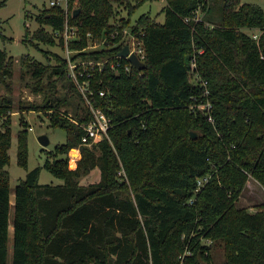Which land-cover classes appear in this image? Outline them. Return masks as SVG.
Returning <instances> with one entry per match:
<instances>
[{"label": "trees", "instance_id": "16d2710c", "mask_svg": "<svg viewBox=\"0 0 264 264\" xmlns=\"http://www.w3.org/2000/svg\"><path fill=\"white\" fill-rule=\"evenodd\" d=\"M147 1L153 0L44 5L34 31L26 14L27 45L58 41L65 47L68 26L76 30L68 41L73 60H107L101 68L89 66L90 76L80 80H88L93 105L111 121L108 136L83 143L82 125L94 114L67 76L68 59L44 49L48 63L22 55L36 90L45 76L64 78L81 101L74 114L61 111L68 96L51 93L45 104L32 105L49 113L51 126L65 129L67 139L54 159L19 181L12 207L13 100L0 96V264H213L212 247L219 245L226 251L219 264H264V203L255 212L238 206L250 178L264 188V8L244 0H166L164 21L150 13L133 20ZM127 26L146 64L130 72L119 56ZM246 29L260 33L254 37ZM90 41L101 45L88 49ZM194 57L206 85L191 78ZM119 60L123 64L112 67ZM13 64L14 56L0 48V84L8 88ZM207 100L214 121L191 107ZM25 128L17 145L23 167L29 157ZM72 147L81 149L75 168L68 162ZM43 168L61 182L41 183ZM94 170L99 180L82 183Z\"/></svg>", "mask_w": 264, "mask_h": 264}, {"label": "rangeland", "instance_id": "374dc122", "mask_svg": "<svg viewBox=\"0 0 264 264\" xmlns=\"http://www.w3.org/2000/svg\"><path fill=\"white\" fill-rule=\"evenodd\" d=\"M244 1L258 3L264 8V0ZM165 3L166 0H153L145 2L132 15L133 20L138 18L143 13H150L153 17H157L159 21H164L165 13L162 12V8L164 7ZM44 5L50 6L51 0H0V30L7 37L4 38L0 34V48H6L10 55L14 56L13 73L12 76L8 78L11 86L10 88H8L7 86H5V84H0V96H10L13 100V112L11 114L13 130L12 146L9 150L11 163L8 165V169L11 174L10 180L12 185V207L14 205L13 203L15 187L19 183V181L26 177L29 170L39 165H44L48 159H54V155H56L55 149L57 145L64 143L67 139V132L65 131V129L51 126L49 113L44 112V110L32 109V105L45 104L48 95L51 93L62 98L64 96H68L69 104L63 106L61 108V111H69V113L74 114L76 108L78 107V103H80L81 101L80 96L74 93L70 81L64 78L56 80V77L50 78L48 76H45L42 79V83L44 85L43 88L40 90H36V81L31 70L29 68L23 67L22 65L21 57L26 53H30L34 58L48 63V59L42 49L59 53L60 55H63L65 58H67L68 61L71 60L70 57L73 51L68 49L66 45L67 43L65 44V47H63L58 43V41L54 45L41 42L39 43V47H36L34 45H27L23 40L26 31V14L29 13V18L27 21L30 29L34 31L35 29L40 27V24L37 21L36 17L40 13V9ZM120 10L121 14H127L128 10L123 6L120 7ZM46 28L50 29V27ZM125 28L128 30L124 32L126 33L124 36L126 42H128L131 48H135L138 50L140 44H138L134 36L130 33V27L127 26ZM246 31L249 33L251 32L250 29H246ZM95 44L96 42L90 41V44L87 48L92 49V47H94L93 45ZM98 46L100 47V44H98ZM51 60V63H57L56 59L52 58ZM80 60L82 59H75L72 61ZM82 67L85 68L86 65H83ZM87 68L88 66L86 67V69ZM69 79H72L76 86L79 88L77 81L73 77ZM192 80L196 81L198 80V78L193 77ZM53 81L56 82V85L50 86ZM79 90L81 91L80 88ZM23 126L26 127L25 130L29 131V157L27 167L20 166L17 163L18 132L24 129ZM42 134L48 135L50 139L49 144L43 145L40 142L39 137ZM75 148H77V151L79 150V155L75 154L74 149L71 148L69 150L68 162L70 168H75L78 164V160L81 157V149L79 147ZM57 157H60V155ZM61 157L64 156L61 155ZM122 174L126 176L124 169L122 171ZM99 178V171L94 170L91 174L82 178V183L89 184L91 182L98 181ZM39 180L41 183L57 184L61 182V179L57 178L46 168L42 169ZM262 203H264V188L256 179L252 177L247 182L246 188L244 189L238 202V206L247 207L249 211L255 212L259 209ZM204 241L208 243V239H204ZM212 253L214 256L213 264H219L224 260L226 251L224 247L219 245L212 247Z\"/></svg>", "mask_w": 264, "mask_h": 264}, {"label": "built area", "instance_id": "2783aa9c", "mask_svg": "<svg viewBox=\"0 0 264 264\" xmlns=\"http://www.w3.org/2000/svg\"><path fill=\"white\" fill-rule=\"evenodd\" d=\"M51 4L52 5H63L66 9L68 8L67 7V0H52ZM126 31H128V30L125 28L124 32H126ZM130 33L132 34L131 28H130ZM75 34H76V30L74 28L70 29L67 26V28H66V30L64 32V35H65L66 43H67V44L66 43L65 44L67 45L69 50H71V49H70V47L68 45V41H69V39L74 37ZM125 34L126 33H124V36H125ZM132 35L134 36V38L136 39L138 44H140V47L138 48V50L135 49V48H131L130 45L128 44V42H126L125 37H124V41L130 47V52L137 53L138 56L140 57V59H142L144 61L145 51H144V49L141 46V42L134 34H132ZM253 36L257 37L258 35L254 34ZM97 43L100 44L99 42L96 41V44L93 45L94 47H92V49L99 47ZM96 45H97V47H96ZM71 51H73V53L76 52V50H71ZM202 51L203 50H200L199 52L201 53ZM122 58H126L128 60V57H122ZM70 59L71 60L69 61L68 75L70 77H73L77 81V83L79 85V88L83 92L84 97L87 100L88 104L91 106V109H92L93 114H94V119L92 121H90L86 125H82L84 127V129L86 130V134L83 136L82 142L85 143V144H89L90 145V144H93V143H96V142L102 140L105 136H108V129L110 127L111 119L100 108H96L93 105L92 98L89 96L88 91L90 90V94L92 95V94H94V90L90 89L88 80H83L82 79V81H81L80 79H81V77H84L85 74L87 76H90V73L88 71L90 65H92V67L97 65V66H99L101 68L105 64V62H107V60L106 61H102V60L101 61H94V60L72 61L73 60L72 59V55H71ZM122 64H123V62L120 61V60L118 62H112L111 63L112 67H119ZM83 65H86V67L88 66V68L87 69H86V67L83 68L82 67ZM133 66L134 65L132 64V62H130L128 60V63L125 65L126 71L130 72ZM195 69H196V57H194L192 59V62H191V73H192L191 76H192V78L193 77L198 78L199 82H200L202 80L200 79V77L196 73ZM202 83H203L202 85H206L207 82L206 81H202ZM99 93L101 95H104L105 91L100 90ZM204 93L205 94H209V90L206 88L204 90ZM212 106H213V103L210 100H207V101H201L199 103L193 104L191 107L194 110H198L199 109V110L205 111L206 113L209 114V119L211 121H214V117L212 116V114H210ZM203 182H205V180L200 179L199 180V186H201L203 184Z\"/></svg>", "mask_w": 264, "mask_h": 264}, {"label": "water", "instance_id": "95a60500", "mask_svg": "<svg viewBox=\"0 0 264 264\" xmlns=\"http://www.w3.org/2000/svg\"><path fill=\"white\" fill-rule=\"evenodd\" d=\"M80 10H81L80 8L75 9L74 12H73V15H76ZM119 56H121V57H128V60L130 62H132V64L135 67H137L139 69H143L146 66L145 61H143L142 59H140V57L138 56L137 53L130 52V47L128 45H126L119 52ZM192 135H194V133ZM39 140H40V142L43 145H47V144L50 143V139H49L48 135H46V134L40 135ZM72 149L77 150V148H75V147H72Z\"/></svg>", "mask_w": 264, "mask_h": 264}, {"label": "crops", "instance_id": "0c3cea01", "mask_svg": "<svg viewBox=\"0 0 264 264\" xmlns=\"http://www.w3.org/2000/svg\"><path fill=\"white\" fill-rule=\"evenodd\" d=\"M249 33V32H248ZM260 32H259V29H253V30H251V32H250V34L251 35H254V34H259Z\"/></svg>", "mask_w": 264, "mask_h": 264}, {"label": "bare ground", "instance_id": "6f19581e", "mask_svg": "<svg viewBox=\"0 0 264 264\" xmlns=\"http://www.w3.org/2000/svg\"><path fill=\"white\" fill-rule=\"evenodd\" d=\"M52 1V0H51ZM52 5V4H51ZM67 6H68V3H67ZM79 151V150H78ZM77 150H74L75 154L76 155H79V152Z\"/></svg>", "mask_w": 264, "mask_h": 264}]
</instances>
